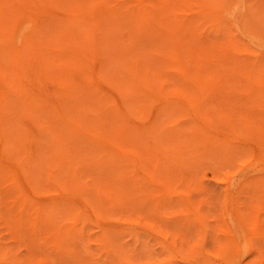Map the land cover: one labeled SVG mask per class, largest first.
<instances>
[{"label": "rangeland", "instance_id": "374dc122", "mask_svg": "<svg viewBox=\"0 0 264 264\" xmlns=\"http://www.w3.org/2000/svg\"><path fill=\"white\" fill-rule=\"evenodd\" d=\"M197 1L201 0L189 1V12L185 8L187 2L181 3H186L183 7L190 16L198 8ZM125 2L128 4V0ZM129 2L130 5L136 0ZM223 2L226 7L221 10ZM203 4V14L195 13L196 18L190 17V24V20L182 18L184 24L194 26L187 27V31H193L186 34L184 43L203 44V41L212 45L222 39L220 42L225 44L229 39L227 42L232 41L237 48L232 53L234 58L258 61L264 70V0H203ZM44 7V3L40 4V8ZM191 7L195 9L191 11ZM29 12L33 17L42 14L40 9ZM9 14L0 0L2 44L7 49L13 48L15 57L18 56V66H15L6 60L4 46H0L2 245L25 264H264V196L258 194L259 190L251 187L255 191L251 193L247 186L242 189V183L236 190L241 189L245 194L235 195L236 190L230 188L233 193L229 184L221 180L223 171L216 166L220 159L207 158L210 160L202 164L200 160L186 159L189 154L168 157L157 167L160 183H170L176 191L170 199L164 194L160 198L162 192L151 190L153 186L145 179L130 183L134 175L130 160L122 167L123 158L102 147L94 137L118 144L119 137L111 130L114 123L109 111V106L119 101L117 91L103 87L100 94L106 96L102 97L103 106L98 107L93 96L86 98L97 83L95 79L77 74L74 78H65L61 66L54 62L40 66L38 56L43 51H39L38 41L33 42V47L22 46L17 38L14 46L13 26L21 24V16L9 17ZM117 21L121 25L132 21L128 27L123 24L124 30H118L126 37L133 31L137 34L140 28L147 33L146 27L139 26L131 15ZM112 32L113 38L118 39ZM133 35L126 40L135 41L137 37ZM153 40L148 34L142 41L151 45ZM143 42L137 43L145 47ZM195 63L202 77L211 78L213 92L207 103L215 108L241 106L237 115L240 124L253 125L259 121L260 116L245 112L248 106H254V98L242 92L245 86L255 87L256 79L262 80L254 73L257 69L252 72L257 83L250 85L241 81V87L235 88L234 93L227 83L218 81L217 73L207 68L205 62ZM107 69L110 77L119 74L115 69ZM71 82L77 84L72 86ZM127 98L131 99L130 95ZM260 102L264 103V99ZM261 103L260 106L264 105ZM59 111L72 119L78 130H86L90 136L84 138L75 129L66 127ZM97 118L109 119L97 125L94 123ZM144 145L140 143L136 149L128 145L126 149L142 153ZM150 165L152 170L156 167L153 161ZM257 165L250 169L256 170ZM249 181L245 183L248 187ZM232 184L234 189L239 187L234 180ZM233 195L241 197L237 199L240 205H235ZM54 198L56 202H47ZM187 205L191 206L190 210Z\"/></svg>", "mask_w": 264, "mask_h": 264}, {"label": "bare ground", "instance_id": "6f19581e", "mask_svg": "<svg viewBox=\"0 0 264 264\" xmlns=\"http://www.w3.org/2000/svg\"><path fill=\"white\" fill-rule=\"evenodd\" d=\"M2 1L7 13H10L9 17L16 16L18 18L21 16V24L13 26L14 46L17 38L20 39L22 46L30 45L33 47V42L38 41L40 44L39 51H43V54L38 56L40 66L54 62V64L61 66L62 76L65 78H74L73 75L77 74L85 78L95 79L97 83L89 91L86 98L93 96L95 98L93 101L98 107L103 106V98L106 96V94L103 96L100 94L103 87L117 91L119 101L114 106H109V111L114 123L111 130L117 138L119 137L118 144H114L111 140L94 137L102 147L109 149L114 154H119L123 158L122 167L127 166V161L130 160L131 172H134V175H131L134 178L132 180L130 177V183L145 179L146 182L150 183V187L153 186L151 190L158 189L159 193L162 192L160 198L164 194L165 198L170 199L176 191L170 183H160L156 173L157 167L164 163L168 157H184L189 154L186 159L190 162L200 160L202 164H204L203 161L210 160L207 158H211V160L220 159V163L216 161V166L219 167L220 171H223L221 180L223 179L229 184V190H236L244 183L241 186L242 189L245 186H247L246 189L252 187L255 191L259 190L260 196H264L262 195L264 192H260V190L264 191V167H262L264 165V107H261L264 105L260 106V101L264 99V94H261L264 93L262 91L264 90L262 89L264 87V73H262L264 70L260 69L261 66L258 61L244 62L234 58L232 53L237 48L231 43L232 41L227 42L229 39L224 42L225 44L220 42L222 39H219L220 44H217L218 41H216L217 43L214 41L215 44L212 45H206L203 41V44L196 41V44L184 43L183 39L186 34L189 35L193 31V29L187 31V27H194L189 25L192 22L190 17H195V13L203 14V0L196 2L195 7L198 8L194 13L191 12L193 13L192 16L185 12L183 6L186 3L181 5L182 1L187 2L188 7L185 6V8L189 12V1L192 0H136L133 2L136 4L135 6H132L133 3L129 5L130 0H128V4L125 2L126 0ZM42 3L45 4L44 8H40ZM178 4L181 5V8ZM225 7L223 2L221 10H224ZM191 8V11L195 9ZM34 9H40L41 17L31 16L29 11ZM125 15H131L137 19L135 22L139 26L146 27L147 33L145 34L144 29H142L143 32L140 27V29L136 27L140 37L134 31L130 33L142 40L146 39L149 34L154 39L151 45L144 43L141 39V41H137V38L135 41L126 40L132 34L126 37L125 33L119 32L132 22L127 25H125L126 22H121L122 25L118 21V23L115 22ZM178 16L180 17L178 18ZM182 18L187 21L190 20L189 24H184L185 20ZM110 22L113 24H109ZM116 24L120 26L117 27ZM0 26L3 27L1 22ZM110 30H114L112 34H117L118 39L113 38ZM143 35L146 37H142ZM1 37L2 34L0 33V46L2 47L4 45ZM137 42H143L146 46L144 47ZM35 43L34 45H36ZM3 48L7 55L6 60L11 61L12 64L14 62L15 66H18V56L15 57L14 49H7L5 46ZM195 61L205 62L204 64L208 65L207 68L217 73L218 81L227 83L228 88L233 89L234 93H236L235 88L241 87V81L250 85L258 82L259 84L257 83L253 88L250 87L251 89H249V85L245 86L246 88L244 87L242 92L248 97L254 98L252 101L254 106H248L249 109L245 107V112L253 116H260L259 121L253 125L250 122H242L244 125L240 124L237 117L239 116L238 109L241 106L225 107L223 105V107L215 108L207 103L213 92L211 78L200 75L201 71L196 66ZM107 67L117 70L119 74L110 77L107 73ZM254 69L258 71L255 70L257 72H254ZM252 72L257 73V78L261 76L262 80L258 78L256 79L257 82H254L256 80H254ZM100 81L101 83H99ZM70 84L73 86L77 83L71 82ZM70 84L69 86H71ZM127 95H130L131 99H128ZM85 108L84 106L83 111ZM106 110L108 108L102 109L103 112ZM59 114L66 127L70 126L75 129L79 136L84 138L90 136L86 130H78L73 120L69 119L64 112L59 111ZM247 114L244 115L247 116ZM108 119L97 118L94 123L100 125ZM3 133L1 135H4ZM143 142L145 145L143 151L141 150L142 153L126 149L128 145L134 146L135 149L139 148L140 143ZM152 161L156 163L153 170L150 168ZM200 161L198 162L200 163ZM254 164H258V169H250L251 166L253 168ZM240 172L245 174L243 173L242 176ZM135 175L140 178L135 177ZM240 175L241 180L237 181ZM253 179H256L255 183H259H253ZM233 180L236 183L235 186L239 185V187L234 189ZM248 180L251 181H249V185H251L249 187L246 185ZM254 185L259 189H256ZM233 190L231 191L233 192ZM255 191H251V193ZM235 192L233 193L238 195L243 191L239 189ZM165 194L170 197L165 196ZM233 197V199L236 198L234 195ZM240 198L237 197L234 200L238 203L235 205H240L237 201ZM56 200L54 198L52 201L47 200V202H56ZM203 201L204 199L202 203ZM186 207L189 210L191 208L188 205ZM237 210L241 212L238 207ZM240 212L239 214L242 215ZM196 214L199 215L198 212ZM19 258L0 243V264H25Z\"/></svg>", "mask_w": 264, "mask_h": 264}]
</instances>
